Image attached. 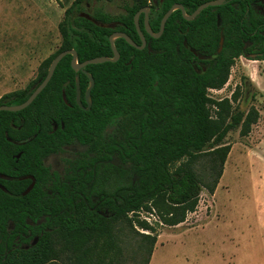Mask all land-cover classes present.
<instances>
[{"label":"trees","instance_id":"trees-1","mask_svg":"<svg viewBox=\"0 0 264 264\" xmlns=\"http://www.w3.org/2000/svg\"><path fill=\"white\" fill-rule=\"evenodd\" d=\"M93 1L72 2L58 24L59 48L40 64L28 88L3 95L0 105L25 101L62 50L75 49L79 62L112 56L109 36L116 30L141 44L134 23L138 9L149 7V27L157 32L174 3L190 14L209 0H134L117 14L90 7L94 19L113 27L79 15ZM261 7L264 0H225L190 20L176 9L159 37L146 32L140 13L144 48L118 37L116 61L84 67L94 79L89 109L75 98L79 76L80 100L87 106L89 79L71 67V55L66 54L30 104L17 111L0 110V174L36 178L25 195L0 190V264H46L55 258L60 239L71 246L120 220L132 226L128 214L147 228L137 213L152 206L164 224L183 222L199 201L203 182L192 162L206 146L213 148L210 153L217 154L221 165L209 186L213 193L230 150L224 142L227 133L239 128L240 135H247L259 111L254 105L247 111L233 107L239 88L220 99L208 91L226 84L239 56L264 60ZM221 36L222 48L216 52ZM248 51L255 53L253 58ZM58 156L55 167L49 159ZM0 182L14 190L15 182ZM22 182L26 180L17 181ZM141 235L154 244L153 236ZM103 259L98 255L95 263L86 258L76 264H100Z\"/></svg>","mask_w":264,"mask_h":264},{"label":"rangeland","instance_id":"rangeland-1","mask_svg":"<svg viewBox=\"0 0 264 264\" xmlns=\"http://www.w3.org/2000/svg\"><path fill=\"white\" fill-rule=\"evenodd\" d=\"M73 1L0 0V98L36 79L40 64L61 44L58 24ZM132 1L95 0L86 10L99 6L117 14ZM236 88L240 92L233 107L247 111L254 105L258 120L247 135H240L239 128L227 133L224 142L230 150L213 193L209 186L221 167L217 154L210 153L213 148L206 146L192 162L203 184L196 208L183 222L164 224L152 206L137 213L149 227L128 214L132 226L120 220L71 246L60 239L55 258L46 264H76L86 258L95 263L98 255L104 258L100 264H264V60L239 56L226 84L208 94L230 97ZM49 160L54 164L60 158ZM141 234L153 236L154 244Z\"/></svg>","mask_w":264,"mask_h":264},{"label":"water","instance_id":"water-1","mask_svg":"<svg viewBox=\"0 0 264 264\" xmlns=\"http://www.w3.org/2000/svg\"><path fill=\"white\" fill-rule=\"evenodd\" d=\"M225 0H209L206 2L201 3L200 5H198L196 7V9L191 12L190 14L186 13L184 7L182 4L180 3H174L172 6H170V8H168V10L163 14L161 20H160V26H159V30L157 32H153L151 30V28L149 27V23H148V14H149V7H142L140 9H138L134 15V23L136 26V30L140 36L141 39V44H137L134 40H132L126 33L122 32V31H113L110 36H109V42H110V46L112 49V56H107V55H101V56H95L93 58H89L86 59L82 62H79L77 60V53L75 51V49L73 48H69V49H65L60 51L59 53H57L53 59L51 60L48 69H47V73L44 77V79L34 88V90L30 93V95L27 97V99L25 101H23L22 103L19 104H13V105H7V104H1L0 105V110H8V111H17L20 110L24 107H26L28 104H30L32 102V100L37 96V94L46 86V84L48 83V81L50 80L55 67L57 66L58 62L63 58V56H65L66 54H70L71 55V67L75 70V71H79L81 70L83 73L86 74V76L89 79V85L87 86L86 90H85V101L87 103V106H83L80 100V87H79V76H76L75 79V84H76V102L77 104L83 108V109H89L90 105H91V100H90V90L94 85V79L93 76L87 72L84 67L87 64H96V63H101V62H105V61H116L119 58V53L117 51L116 46L114 45V40L118 37L124 38L130 45L138 48V49H142L145 47L146 45V41L144 38V35L139 27V15L140 13L144 14V20H143V24H144V28L146 30V32L148 34H150L153 37H159L161 35V33L163 32L164 26H165V22L167 20V18L169 17V15L176 9H180L182 12L183 17L186 20H190L192 18H194L202 9L206 8L207 6H215V5H221ZM79 15L84 16L85 18L89 19L90 21H92L93 23L102 26V27H113L112 23H102L97 21L96 19H94L88 12H81L79 13ZM222 44H223V36L220 37L219 39V44H218V48L216 50V52H219L222 48ZM193 52H195L192 49ZM196 53V52H195ZM26 176L20 177V178H24ZM33 186V182H31V184L22 192L20 193L18 196H22L25 195Z\"/></svg>","mask_w":264,"mask_h":264},{"label":"flooded vegetation","instance_id":"flooded-vegetation-1","mask_svg":"<svg viewBox=\"0 0 264 264\" xmlns=\"http://www.w3.org/2000/svg\"><path fill=\"white\" fill-rule=\"evenodd\" d=\"M260 10L264 11V8L261 7ZM247 54H250L252 56L255 53L248 51ZM205 58H207V57H203V59H200V60H205ZM200 65H202V64L200 63ZM49 162H50V160H49ZM50 164H51V162H50ZM53 165L55 167L57 166L56 163H54ZM23 176H26V177L20 178V177H23ZM2 180L5 183H7V181L15 182V185L12 187L14 189L13 191L8 190L4 186V184L2 182H0V190L3 191V192H6L9 195H14V196H17L20 193H22L31 184V182H33V185L36 182V178L32 174H23V175H17V176L10 175V174H0V181H2ZM22 180H26V182H24V183L22 182L20 184L17 183V181H22Z\"/></svg>","mask_w":264,"mask_h":264},{"label":"crops","instance_id":"crops-1","mask_svg":"<svg viewBox=\"0 0 264 264\" xmlns=\"http://www.w3.org/2000/svg\"><path fill=\"white\" fill-rule=\"evenodd\" d=\"M225 164V163H224ZM224 169V168H223ZM221 177H223V171H222V175H221ZM220 177V178H221ZM220 178H219V181H220ZM219 181H218V183H219ZM218 183H217V185H218ZM262 226H264V225H262Z\"/></svg>","mask_w":264,"mask_h":264},{"label":"built area","instance_id":"built-area-1","mask_svg":"<svg viewBox=\"0 0 264 264\" xmlns=\"http://www.w3.org/2000/svg\"><path fill=\"white\" fill-rule=\"evenodd\" d=\"M210 90V89H209Z\"/></svg>","mask_w":264,"mask_h":264}]
</instances>
